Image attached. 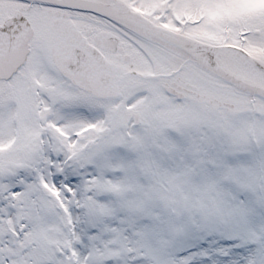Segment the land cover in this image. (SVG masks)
<instances>
[{"label":"snow or ice","instance_id":"1","mask_svg":"<svg viewBox=\"0 0 264 264\" xmlns=\"http://www.w3.org/2000/svg\"><path fill=\"white\" fill-rule=\"evenodd\" d=\"M0 264H264V0H0Z\"/></svg>","mask_w":264,"mask_h":264}]
</instances>
